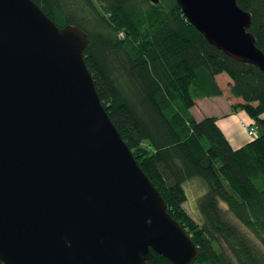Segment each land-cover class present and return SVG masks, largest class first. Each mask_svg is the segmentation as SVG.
<instances>
[{"label": "water", "instance_id": "obj_1", "mask_svg": "<svg viewBox=\"0 0 264 264\" xmlns=\"http://www.w3.org/2000/svg\"><path fill=\"white\" fill-rule=\"evenodd\" d=\"M176 2L210 44L264 72L237 0ZM88 43L33 0H0V261L195 264L198 247L100 100Z\"/></svg>", "mask_w": 264, "mask_h": 264}, {"label": "trees", "instance_id": "obj_2", "mask_svg": "<svg viewBox=\"0 0 264 264\" xmlns=\"http://www.w3.org/2000/svg\"><path fill=\"white\" fill-rule=\"evenodd\" d=\"M58 27L89 36L84 60L107 113L139 166L199 250L195 264H264V72L208 42L176 0H33ZM264 53V0H237ZM254 119L235 150L196 101L224 95ZM199 179L202 223L187 212L186 182ZM224 204V207L222 206ZM258 240V241H257ZM0 264H4L0 261ZM146 264H172L154 253Z\"/></svg>", "mask_w": 264, "mask_h": 264}, {"label": "rangeland", "instance_id": "obj_3", "mask_svg": "<svg viewBox=\"0 0 264 264\" xmlns=\"http://www.w3.org/2000/svg\"><path fill=\"white\" fill-rule=\"evenodd\" d=\"M219 82L222 84V88L224 91V98L227 100H230L232 103L238 104V102L243 103V100H241L240 98H236L234 97L231 92H230V82L229 79L225 76L222 77ZM234 105V106H235ZM242 111H240V113H237L233 116H231L232 119H229L230 117H226L225 119H228V122L231 123V126H233L234 128H238L243 130V134H247V136L249 137L247 139V141H250L254 136V134L256 133L255 130H253V135L251 134V130L250 128H255L256 125L252 126L254 124V119L248 114V112L246 110L241 109ZM233 111L234 110L233 108ZM194 114H195V118L197 120H202L205 118L204 114H207V112L205 111V109L203 108V106L201 105V103H198V105H196L195 109H194ZM241 114L239 119H236V115ZM208 115V114H207ZM262 118H264V113L261 116ZM186 194H187V202L185 204V208L187 210V212L190 214V216L196 220L199 224L202 223L201 220V213H200V209H199V199L200 197L203 196V194L205 193V188L204 185L202 184V182L199 179H195V180H191L185 183L184 185ZM222 206L224 207V204H222ZM258 241V240H257Z\"/></svg>", "mask_w": 264, "mask_h": 264}, {"label": "crops", "instance_id": "obj_4", "mask_svg": "<svg viewBox=\"0 0 264 264\" xmlns=\"http://www.w3.org/2000/svg\"><path fill=\"white\" fill-rule=\"evenodd\" d=\"M222 77H225V75L220 76L218 80H220ZM219 82V81H218ZM219 85L222 87V84L219 82ZM225 95L219 96V97H212V98H203L196 101V104L201 103L207 114H204L205 117H215L217 118V124L219 128L223 131L227 139L229 140L231 146L237 150L249 143L250 141H247L249 138L247 134H243V130L234 128L233 126L229 127L231 123L228 122V119L226 120V117H230L229 119H232L231 116L237 113H240L242 111L241 109H238L236 111H233V106L235 103H232L230 100H227L224 98ZM240 104V102H238ZM241 114L236 115V119H239ZM185 207V205H184Z\"/></svg>", "mask_w": 264, "mask_h": 264}, {"label": "built area", "instance_id": "obj_5", "mask_svg": "<svg viewBox=\"0 0 264 264\" xmlns=\"http://www.w3.org/2000/svg\"><path fill=\"white\" fill-rule=\"evenodd\" d=\"M250 132H251V134L253 135L254 133H253V130H255L254 128H250ZM255 135V134H254Z\"/></svg>", "mask_w": 264, "mask_h": 264}]
</instances>
